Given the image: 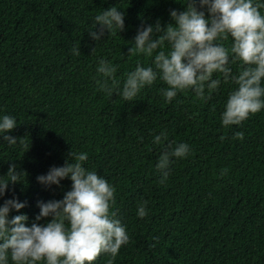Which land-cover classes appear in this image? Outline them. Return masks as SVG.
I'll return each instance as SVG.
<instances>
[{"label":"trees","instance_id":"trees-1","mask_svg":"<svg viewBox=\"0 0 264 264\" xmlns=\"http://www.w3.org/2000/svg\"><path fill=\"white\" fill-rule=\"evenodd\" d=\"M183 2L0 0V114L17 123L8 133L17 144L0 139V175L14 163L24 180L10 183L0 203L13 194L26 201L19 212L30 224L37 201L61 199L72 183L64 178L45 187L36 176L63 165L71 149L84 151L83 165L114 185L110 210L129 236L113 264H264V109L222 126L220 113L235 87L222 76L206 100L188 89L167 103L159 79L132 101L96 85L99 57L116 65L113 78L121 82L138 61L150 64L151 57L128 53L138 26L172 22L169 10H183ZM111 6L124 13V29L91 39L93 17ZM78 41L80 54L73 55ZM231 67L236 73L239 61ZM162 129L167 140L153 144ZM180 141L191 151L173 158L161 184L157 158ZM144 200L147 215L140 218L137 204ZM15 214L10 210L9 218ZM107 260L101 253L93 264Z\"/></svg>","mask_w":264,"mask_h":264},{"label":"clouds","instance_id":"clouds-1","mask_svg":"<svg viewBox=\"0 0 264 264\" xmlns=\"http://www.w3.org/2000/svg\"><path fill=\"white\" fill-rule=\"evenodd\" d=\"M182 4L183 10H169L172 22L162 26L157 19L154 24L138 26L128 53L151 57L150 64L138 61L121 82L113 78L116 65L99 57L96 85L110 96L116 93L124 101H132L146 85L159 79L166 85L159 91L167 103L188 89L206 100L221 84L222 76L235 87L228 93L220 123L240 124L264 109V13L260 11L264 0H184ZM118 9L111 6L93 17L88 30L91 39L100 41L106 31L114 34L124 29V13ZM229 37L226 47L222 41ZM79 43L71 44L73 55L80 54ZM236 61L239 67L233 73L231 64ZM213 73L219 76L213 78ZM16 125L14 116L0 114V139L5 144H17V138L8 134ZM235 135L242 137L243 133ZM162 140H167L163 129L152 137V143ZM190 151L189 144L180 141L160 153L155 168L161 184L168 178L173 158H184ZM87 158V152L71 149L63 165L50 166L36 176L45 187L59 185L64 178L72 183L61 199L37 201L39 212L30 224L27 214L19 212L26 201L13 194L0 203V264H93L101 253L108 255L106 264H113L129 236L110 210L114 185L104 175L87 169L83 165ZM22 173L14 163L9 164L7 173L0 175V197L10 183L24 182ZM147 203L137 204L138 217L147 215ZM10 210L18 214L9 218ZM45 217L50 219L38 223Z\"/></svg>","mask_w":264,"mask_h":264}]
</instances>
